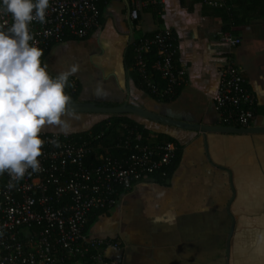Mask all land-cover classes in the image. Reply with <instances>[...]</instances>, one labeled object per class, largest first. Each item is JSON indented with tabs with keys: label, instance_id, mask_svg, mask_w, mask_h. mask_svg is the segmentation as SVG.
Segmentation results:
<instances>
[{
	"label": "crops",
	"instance_id": "obj_1",
	"mask_svg": "<svg viewBox=\"0 0 264 264\" xmlns=\"http://www.w3.org/2000/svg\"><path fill=\"white\" fill-rule=\"evenodd\" d=\"M126 1L139 6L135 28ZM156 4L160 16L155 6L148 7ZM223 24L205 0H107L101 21L86 38L53 43L42 62L52 76L77 68L69 78L81 87L79 101L115 105L128 99L174 121L221 125L214 97L232 59L256 99L250 126H264V22L234 27L241 38L236 47L222 40ZM160 29L174 33L175 63L186 71L183 83L165 99L132 88L129 71H136L125 63L135 37ZM94 116L62 118L71 129L67 132L75 133L102 120ZM161 125L182 147L168 183H138L94 221L87 236L116 240L120 248L108 254L120 264H264V133Z\"/></svg>",
	"mask_w": 264,
	"mask_h": 264
},
{
	"label": "built area",
	"instance_id": "obj_2",
	"mask_svg": "<svg viewBox=\"0 0 264 264\" xmlns=\"http://www.w3.org/2000/svg\"><path fill=\"white\" fill-rule=\"evenodd\" d=\"M98 1L49 0L45 22L29 25L36 45L44 53L67 36L87 37L99 24ZM224 2L205 0L214 8ZM138 11V4L133 3L131 22L138 19ZM11 23L10 14L0 12V24L7 27ZM221 38L231 47L241 42L230 32H222ZM176 53V38L170 29L156 30L136 43L133 69L159 99L170 97L184 81L186 71L176 66ZM154 73L160 75L163 85L152 79ZM255 103L241 68L229 59L214 97L219 122L250 126ZM118 132L104 146L101 133L75 138L69 132L41 131L40 170L29 169L18 181L8 172L0 174V264H120L108 254L110 249L120 248L119 243L88 237L83 231L87 220L93 211L117 203L111 194L133 189L145 180L146 172L167 162L173 148L143 144L138 132ZM111 149L122 152L112 156Z\"/></svg>",
	"mask_w": 264,
	"mask_h": 264
},
{
	"label": "clouds",
	"instance_id": "obj_3",
	"mask_svg": "<svg viewBox=\"0 0 264 264\" xmlns=\"http://www.w3.org/2000/svg\"><path fill=\"white\" fill-rule=\"evenodd\" d=\"M49 0H2L0 12L10 14V26L0 24V174L22 179L40 170L38 157L45 126L68 131L62 116L71 104L66 93L77 68L52 76L42 62L29 25L45 22ZM11 186V185H10Z\"/></svg>",
	"mask_w": 264,
	"mask_h": 264
},
{
	"label": "trees",
	"instance_id": "obj_4",
	"mask_svg": "<svg viewBox=\"0 0 264 264\" xmlns=\"http://www.w3.org/2000/svg\"><path fill=\"white\" fill-rule=\"evenodd\" d=\"M107 0H99L97 3V7L99 10V22L101 21V13L104 8V5ZM149 6H155L154 9L156 13L160 16L161 14V8L160 5H148ZM216 13L220 15L223 21V32H230L232 34H235V31H233L234 27L241 26L244 24H248L251 21L254 20H262L264 22V0H225L223 5L221 7L215 8ZM139 21V19L134 20L132 22L133 28H135L136 23ZM152 35L146 34L145 37ZM175 37V35H174ZM86 38V37H85ZM78 40V39H84V38H77L72 36H67L64 38L65 40ZM137 37H135L130 45L128 46V49L126 51L125 55V63L128 69H130L133 66L134 63V57H135V46L137 43ZM45 53V52H44ZM43 53V56L45 55ZM43 60V57L41 58ZM129 79H130V85L132 88L138 90L144 95H149L153 98H156V96L152 95L146 86L145 82L141 79V77L134 71H129ZM152 79L157 82L159 81L160 84H164V81L160 78V75L158 73H154L152 75ZM66 93L71 97V101H78L80 97L81 87L79 83H75L72 81L71 78H69V86L66 88ZM133 104V102H131ZM135 105V104H133ZM121 127L123 132L125 134L128 131L138 132L142 137L143 144H149L153 147H163L165 148L168 145L172 146V151L170 153V157L167 162L162 163L159 167L154 169L151 173L146 172V176H144V181L152 182L160 185H166L168 183L169 178L173 174V172L176 170L177 165L179 163V160L181 158L182 154V147L181 145L171 136L166 134V132L160 130L161 124H157L154 121L146 119L144 122L140 121L137 116L133 115H127V114H114V115H108L105 119L95 123L93 126H91L89 129H86L84 131L75 132L72 134L73 137L78 138H87L90 135H97L99 133H102V138L105 140L112 134V132L115 131L116 128ZM115 135V132H114ZM116 136V135H115ZM152 136L153 142L148 143V139ZM160 154L164 153V150L159 149ZM121 150L119 149H111L109 153L112 156H119L118 153L121 154ZM92 157H96L93 155ZM143 181V182H144ZM132 189L128 191L118 190L117 192L110 195V198H113V200L118 201L120 198L129 193ZM113 204L106 205L103 209L95 210L91 213L89 216L87 223L83 229L84 233H87L91 225L96 221V219L100 216L108 215L109 210L113 207Z\"/></svg>",
	"mask_w": 264,
	"mask_h": 264
},
{
	"label": "water",
	"instance_id": "obj_5",
	"mask_svg": "<svg viewBox=\"0 0 264 264\" xmlns=\"http://www.w3.org/2000/svg\"><path fill=\"white\" fill-rule=\"evenodd\" d=\"M128 11V19H129V11L130 5L128 1L125 2ZM130 33H132V28L130 26ZM69 114H96V115H114V114H127L133 115L140 118H145L160 124L173 126L177 128L200 131L203 133L207 132H221V133H264V126H247V127H233V126H224V125H203V124H194V123H184L174 121L167 117L161 116L157 113L149 111L145 108L139 107L137 105H133L128 102V99H125L120 104H107L100 103L96 101L85 102V101H71V104L68 106V110L62 116H68ZM63 119V118H62ZM64 120V119H63ZM99 122V121H98ZM42 131H45L42 129ZM48 132H55L61 130H46ZM74 133V132H69Z\"/></svg>",
	"mask_w": 264,
	"mask_h": 264
},
{
	"label": "rangeland",
	"instance_id": "obj_6",
	"mask_svg": "<svg viewBox=\"0 0 264 264\" xmlns=\"http://www.w3.org/2000/svg\"><path fill=\"white\" fill-rule=\"evenodd\" d=\"M102 117V120L103 119H105L108 115H96V116H94V117ZM73 126H74V124H73ZM76 128H79V127H76ZM44 130H61L60 129V126H56V125H52V126H45L44 128H43ZM120 129H121V127L119 126L117 129H115V133L119 136V133L120 132H118V131H120ZM68 130H71V129H69L68 128ZM104 132V130L102 131V133ZM114 132H112V134L105 140L106 142L104 143V146L105 145H108V144H111L113 141H114V139L116 138V136L114 135ZM101 133V134H102ZM153 142V138L152 137H150L149 139H148V143H152Z\"/></svg>",
	"mask_w": 264,
	"mask_h": 264
}]
</instances>
